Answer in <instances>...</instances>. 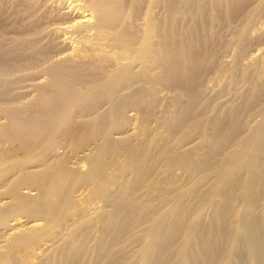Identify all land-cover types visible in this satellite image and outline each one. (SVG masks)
<instances>
[{
    "label": "bare ground",
    "instance_id": "1",
    "mask_svg": "<svg viewBox=\"0 0 264 264\" xmlns=\"http://www.w3.org/2000/svg\"><path fill=\"white\" fill-rule=\"evenodd\" d=\"M203 1L251 24L264 13V0ZM173 10L0 0V264L40 251L38 264H264V55L232 54L233 96L197 112L198 55L178 42ZM175 90L185 99L164 132L137 140L127 110L150 117ZM109 153L129 173L115 160L110 174Z\"/></svg>",
    "mask_w": 264,
    "mask_h": 264
},
{
    "label": "rangeland",
    "instance_id": "2",
    "mask_svg": "<svg viewBox=\"0 0 264 264\" xmlns=\"http://www.w3.org/2000/svg\"><path fill=\"white\" fill-rule=\"evenodd\" d=\"M203 3H204L203 0H174V10H173L172 19H173V30H175V32H176L178 42L182 43L185 41V43H188L185 46L188 49L189 54H194V52H195L198 55L196 57V67H197V70H196L197 71V82L196 83H197V88L195 87V89H196L197 97L199 98V101L197 103V107L195 108V111L198 112V111L203 110L205 115L208 116V115L212 114V112H214V107H213L214 104H218V103H222V102L226 103L225 100H228V98H229L228 96H230V95L233 96V93L236 90V87H237L236 83L231 82L228 79V76L230 74L228 67H230V66L232 67V65H234L233 60H232V57H234V56H232V54L235 55V52L238 51V49H239L240 55L241 54L243 55L242 58L244 60L243 59L242 60L245 63L247 62V60L249 61V59L252 56L254 58L255 57L257 58L260 55L261 56L264 55V42H263L264 39L261 42L262 44L261 43L258 44V47L261 46L262 49L260 47L258 48V50H256L257 48L256 49L254 48V46L257 47V45H256L257 40L255 38H256V36L260 35L258 33L262 32L264 34V16H263L264 13L260 15V17L262 19L259 16H257V17H259V19L256 20V18H257L256 17L254 22H252V24H251V23H246V20L244 19L242 14H238V12L227 13L226 11H223L222 13H220L219 10L215 6H212L211 9H209V11H208V12H211L210 24L206 27H202V24H200V23L204 21L205 14L208 13L206 11L207 8L204 7ZM260 19L262 20V22L259 21ZM255 22H257V23L254 25L253 23H255ZM253 37H254V40H256V41L253 40ZM262 37H264V35ZM251 39L254 43L251 41ZM245 42L249 43V44L247 43L248 46L245 44ZM249 46H250V48H249ZM201 47H203L205 50L199 52ZM251 47H252V49H251ZM206 52H208V54H206ZM250 52L253 54L252 56H251V54L249 55ZM253 59H250V60H253ZM244 62H243V64H241L239 66L244 65ZM222 65H223V69L221 70ZM238 73L240 74V70L238 71ZM175 91L178 94L181 93V91H179V90H175ZM176 92H174V93L172 92V94L171 93L163 94L164 96L162 94L161 95L159 94V98L156 97L154 99V103L152 104L154 106L151 107L150 111H152L151 112L152 115L150 117L147 116L143 110L141 111V109H136V110L129 109V110H127V116L129 118V121H130V125H129L130 127L129 128L132 129V131L130 129L129 132H131L132 135L135 136L137 140L145 141L146 140L145 138H148L149 140L153 141V139L154 140L156 139L155 135L153 138V134H155L154 132L158 133V131L160 130L159 134L156 133L157 137L160 135L161 132H164L163 128L161 126H159V124H163L165 121L172 118L170 116H174L177 113L178 109H180L179 107H181V105L177 102H179L178 100H180L182 98L175 100L176 96L183 97L182 101H184V99H185L183 92L181 93L183 96L181 94L178 95ZM231 99L232 98H230L229 100H231ZM172 104L175 107L176 106L177 107L175 108ZM137 110L139 112H136ZM164 110H166V111H164ZM164 112H166V113L164 114ZM139 115H140V117H139ZM259 118H260V114L257 111H255L250 118L245 119V120H247L246 124L247 125L249 123L251 124L254 120H258ZM145 119H146V121H150V122H148V123L145 122ZM163 120H165V121H163ZM143 122H144V124L146 123L147 125L144 126ZM147 128L150 130V132ZM157 128H159V129H157ZM152 129L154 130V132H152L153 131ZM150 134L152 137L149 136ZM162 134H165V133H162ZM192 134H194V133L192 132L191 135ZM192 136H194V135H192ZM151 141H149V142H151ZM201 151L202 150H200V152ZM110 154L111 153L106 154V155H108L106 157L107 158L109 157L108 159H111L115 155L114 160L111 159V161L112 160L113 161L118 160L117 161L118 167L119 166L121 167L122 165H124V167L122 166V168L124 169V174H126L125 171H127V173H129V169H130L129 166L127 168V167H125V164H124L125 163V161H124L125 155H117V154L112 153L113 154V156H112ZM109 155L112 157H110ZM116 157H117V159H116ZM116 161L114 163L112 162V165H109L110 169H108V171L110 170L109 172H111V170L113 169L112 173H110V174H114L116 172L115 171L116 168H118V167H116L117 165L115 166ZM83 163L84 162H82V161L78 162V164H77L78 166L74 164L75 169H77V170L79 169L81 171L82 170L84 171V168L86 169L87 166H86V162L84 164ZM178 170L179 169L176 168L175 172L180 173ZM79 186H80V188L82 187L81 184L78 185L77 186L78 190L76 189L77 191L75 190L73 193V194H75L73 196L74 197L76 196L75 200H77V195H78V199L80 198L81 200L84 197H86L85 195H87V193H86L87 190H85L83 188L84 185L81 189L79 188ZM21 191H24V190H21ZM80 194H82V195H80ZM82 196H83V198H82ZM80 199H79V201L77 200V202H79V203L82 202V201H80ZM97 201L99 203L101 202L99 200H97ZM98 202H96L95 205H97ZM98 205H100V204H98ZM97 206H95V207H97ZM36 223H40V221H38ZM130 247L133 248V246H130ZM133 249H135V248H133ZM37 254L41 255V251L38 252ZM36 255L32 254V256H31L33 258L32 260L38 259L39 256L37 255L38 256L37 257ZM33 256L35 257V259ZM36 260H35V262L32 261V264L33 263L38 264L39 261L38 260L36 261Z\"/></svg>",
    "mask_w": 264,
    "mask_h": 264
}]
</instances>
